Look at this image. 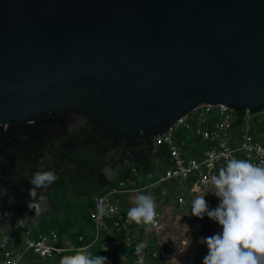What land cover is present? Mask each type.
<instances>
[{
  "label": "water",
  "instance_id": "water-1",
  "mask_svg": "<svg viewBox=\"0 0 264 264\" xmlns=\"http://www.w3.org/2000/svg\"><path fill=\"white\" fill-rule=\"evenodd\" d=\"M217 103L264 107V0H0V122L70 109L99 120L100 132L120 134L80 142L76 171L89 170L81 178L99 182L108 163L99 183L107 185L148 161L140 147L152 149L153 133ZM33 172L7 179L0 227L47 215L27 207Z\"/></svg>",
  "mask_w": 264,
  "mask_h": 264
},
{
  "label": "built area",
  "instance_id": "built-area-1",
  "mask_svg": "<svg viewBox=\"0 0 264 264\" xmlns=\"http://www.w3.org/2000/svg\"><path fill=\"white\" fill-rule=\"evenodd\" d=\"M255 114L264 119V107L256 113H251L247 109L240 112L235 107L223 103L201 104L168 122L159 132L151 135V152H156L157 148L165 146L167 166L147 188L154 189L167 182L178 185L180 182L190 181L191 189L199 192V185L210 180L217 169L232 158L248 160L254 165L264 166V137L259 139L252 133L253 129L256 132L261 130L254 119ZM179 127L190 129L203 146L199 144L197 148L195 144L185 143L180 138ZM131 172L136 173V168L131 167ZM132 183L133 176L127 177L97 196L95 208L89 213L93 223V234L89 242L83 243L84 236L78 235L77 239L82 242L81 244L73 245L70 242L64 245L58 242L59 236L54 230L31 236L32 230L26 229L22 247L14 244L15 249L8 248L2 251L4 242H0V255L4 253L0 264H19L24 254L29 253L32 264H41L47 258L88 248L98 242L104 233L112 238V245H124L135 251L134 264H168L167 250L158 241L150 244L143 239L135 222H128L127 215L115 200L116 195L133 190L130 187ZM143 188L145 189V186ZM175 198L181 204L184 201L183 190H180ZM100 207L106 210L103 216L99 213ZM156 213V224L151 228L155 231L163 230L164 215L157 211Z\"/></svg>",
  "mask_w": 264,
  "mask_h": 264
},
{
  "label": "clouds",
  "instance_id": "clouds-1",
  "mask_svg": "<svg viewBox=\"0 0 264 264\" xmlns=\"http://www.w3.org/2000/svg\"><path fill=\"white\" fill-rule=\"evenodd\" d=\"M101 171L107 176L111 169L105 167ZM56 179L53 170L40 167L34 171L30 179L32 187L29 189L27 207L34 210L35 216L46 210L43 190H47ZM209 183L211 189L207 192L211 191L218 198V205L209 210L204 199L205 192L193 199L191 215L198 218L207 215L221 226L222 231L202 241L208 249L202 264H264V166L232 158L219 169L217 175H212L205 182L206 186ZM7 192L5 187L0 186V197L7 195ZM132 204L127 211L128 222L143 224L150 230L156 224L154 199L151 195L138 194ZM99 213L103 216L106 210L100 207ZM102 250L108 249L103 246ZM73 252L72 255L63 256L59 264H106L107 261V257L95 255L87 248Z\"/></svg>",
  "mask_w": 264,
  "mask_h": 264
},
{
  "label": "rangeland",
  "instance_id": "rangeland-1",
  "mask_svg": "<svg viewBox=\"0 0 264 264\" xmlns=\"http://www.w3.org/2000/svg\"><path fill=\"white\" fill-rule=\"evenodd\" d=\"M254 119L258 122V124L261 127L260 132L252 130V133L257 138H263L264 137V119L259 116L258 114L254 115ZM179 135L182 139H186L188 142H195L196 136L193 134V132L190 129H184L183 127L178 128ZM157 158L156 156H152L150 160V168L146 170L141 162L135 161L132 165L128 166L125 170H123L110 184L115 185L119 181H123L126 179V177H135V178H141L144 180L142 181L143 185L145 186L144 190L147 192V190L151 184L152 179L155 177V175L158 173V165H157ZM226 164H224L222 167H224ZM131 166H135L136 173L131 172ZM219 167L217 169V173L219 172ZM164 170V168H163ZM146 174H149V177L147 179ZM158 176V175H157ZM156 176V178H157ZM155 178V179H156ZM82 180H78V178L70 177L64 180V185H59V187H56L54 190V206L55 208L52 210V212H49L45 217L41 218V221L39 222H31L26 221L23 224H20L16 228V234L11 236L10 227H4L0 228V242H4V250H8V248L15 249L13 244L18 245L19 247H22L24 244V229L26 227H30L32 230L31 236L37 232V233H47L50 230H58L65 226V230L63 231V234L59 236L58 242L62 244L63 239L68 237L70 239L71 244L76 245V236L77 233L73 232L76 230V227L78 223H80V220H85L88 216V206L87 201H92L96 196L100 193L97 190L92 191L91 193H86L82 189H79L78 186H81ZM116 182V183H115ZM141 183V184H142ZM69 184V185H67ZM108 186L106 188H103L101 192L107 191ZM191 189V183L190 181L188 183L180 182L178 183L177 187H174V191L176 190H183L185 196L189 194ZM211 189V186L209 189H204L203 193L207 192ZM150 191L153 189H149ZM89 194V195H88ZM197 195L192 194V197H189L188 200L183 204L182 208L175 211L172 218L170 219L169 227L167 225V228L165 230H158L155 231L154 229H150L147 232L143 233V236H147L153 240H156L157 238L163 243V245L168 246V250L172 252L171 247H175V250H173V253L175 254V258L172 259V262L168 261L169 264H202V260L204 256L207 254V246L202 241L212 236L213 234L219 233L222 231L221 226L211 220L207 215H204L203 218H198L193 215H191V206L192 201ZM204 199L206 200L209 210L215 208L219 200L218 198L211 192H207L204 196ZM180 213L179 217L175 216V214ZM78 222V223H76ZM166 227V226H165ZM70 228V229H69ZM140 229V228H139ZM167 231V233H166ZM72 232V235H70ZM58 234V233H57ZM169 234V235H168ZM37 235V234H36ZM186 236L189 244L185 247H181L178 245V240H174L173 237H182ZM12 246V247H11ZM177 251V253H176ZM74 252L68 251L64 253L63 256L66 255H72ZM4 253H1L0 259H2V256ZM4 258V257H3ZM51 259V258H47ZM33 261H29L27 264H32ZM19 264H25L22 263V261L19 262ZM37 264V263H36ZM59 264V263H57Z\"/></svg>",
  "mask_w": 264,
  "mask_h": 264
},
{
  "label": "flooded vegetation",
  "instance_id": "flooded-vegetation-1",
  "mask_svg": "<svg viewBox=\"0 0 264 264\" xmlns=\"http://www.w3.org/2000/svg\"><path fill=\"white\" fill-rule=\"evenodd\" d=\"M102 130V123L93 116L70 109L39 114L30 120L0 122V157H3V160H0V186H11L7 179H19L18 170L25 167L31 166L34 171L40 167L53 170L57 179L49 189L52 203L55 188L61 186L65 179L73 176L82 179L81 176L89 173V170L81 168V165L76 171L75 164L78 156L75 152L82 149L80 142L84 140L91 143L92 135L97 133L100 139L109 143L110 139H113L110 133L118 134L115 130L103 133L100 132ZM118 135L120 136V134ZM124 138L142 139L138 135L122 137V139ZM55 139H58V142ZM53 147L54 151H52ZM140 148L142 153L139 154L143 156L151 153L148 143H144ZM66 163L71 165V169L76 171V174L68 172ZM107 164L103 163L101 168H105ZM2 174L6 178H2ZM91 177L95 179L94 176ZM106 177L101 171V177L97 183H103ZM48 210L46 205V210L43 213H47ZM5 224V221L0 217V225L4 226Z\"/></svg>",
  "mask_w": 264,
  "mask_h": 264
},
{
  "label": "crops",
  "instance_id": "crops-1",
  "mask_svg": "<svg viewBox=\"0 0 264 264\" xmlns=\"http://www.w3.org/2000/svg\"><path fill=\"white\" fill-rule=\"evenodd\" d=\"M181 138V137H180ZM197 138V137H196ZM182 139V138H181ZM185 141V143H188L189 145H194L197 147L196 145V142H198L199 144H201V146H203V143H200V141L198 139H196L195 142H188L186 141V139H183ZM198 148V147H197ZM156 156V158L158 159L157 160V165H158V173L155 175V177L152 179L151 182H153L156 178L157 175H159L162 171H163V168L165 169V167L167 166V155L164 154V151H161L159 148H157L156 152H151L150 154V157L148 159L147 162H143V161H139L141 162V164L143 165V167L148 170L150 168V160L152 158V156ZM147 166V168H146ZM131 167H135V166H131ZM217 173V172H216ZM216 173L214 175H216ZM128 177V176H127ZM126 177V179H127ZM146 177L148 179L149 177V174H146ZM158 177V176H157ZM82 180L80 183H81V186H78L79 189H82L83 191H85L86 193H91L92 191H95L97 190L98 192H100L98 195H100L101 193H104V192H101L103 188H106L108 186V189L114 185H111L109 187V184L111 182H109L107 185L103 186V187H100L99 186V183H97V180L94 179L93 177H90V178H82L80 179ZM144 180L141 179V178H135L133 177V183L131 184L130 187H132L133 190L129 191V192H124V193H120L118 195L115 196V200L118 202V204L121 206L122 208V211L125 215H127V211L129 208H131L133 206L132 204V200L133 198L138 195V194H146V195H151V197L154 199L155 201V204H156V211L157 212H160L164 215V218H165V226L163 230H165L167 228V225L169 227V223H170V219L172 218L173 214L175 211L179 210L182 208L183 204L188 200L189 197H192V194H195V195H202L204 189H209V187L211 186V184H201L199 185L200 186V191L197 192L196 190H193V189H190V192L189 194H187L185 196L184 194V201L179 204L177 201H176V198H175V195L177 193L180 192V190H176L174 191V187H177V185L174 183V182H167V183H164L160 186H158L157 188H154L153 190H147V192H145L143 187V183L142 181ZM142 183V184H141ZM69 185V184H67ZM107 189V190H108ZM92 190V191H91ZM54 192H53V197H54ZM89 195V194H88ZM97 195V196H98ZM96 196V198H97ZM96 198H94L92 201H87V206H88V214L90 213V211H92L94 208H95V203H96ZM55 208L54 206V199L52 200V208H51V211L48 210L47 213L45 214H48L49 212H52V210ZM180 213L178 212L177 214H175V216L179 217ZM41 221V218H38L36 220H33L31 222H39ZM80 224L82 225V229L81 231H78L77 232V236L78 235H83L85 237H92V232H93V226L92 225H89L87 222H86V219L85 220H80ZM24 223V222H23ZM22 223V224H23ZM21 224V223H20ZM19 224V225H20ZM136 224V223H135ZM18 225V226H19ZM137 225V229H138V232L140 233L141 237L143 239H146L148 241V243H153L155 241H158L161 243V245L167 250L168 252V261L172 262V259L175 258V254L173 253V250H175V247H171L172 249V252H170L168 250V246L166 245H163V243L160 241V237L159 239L157 238L156 240H153L147 236H143V233L144 232H147L149 230V228L143 224H136ZM17 226V227H18ZM10 228V231H11V236L15 235L16 234V228ZM140 228V229H139ZM26 229H31L30 227H26L24 230ZM153 229V228H152ZM78 230V227H76V230L73 231L74 233ZM162 230V231H163ZM161 231V230H160ZM167 233V231H166ZM38 235V234H41V233H37L35 232L34 235ZM71 235H72V232H71ZM169 235V234H168ZM76 236V238H77ZM174 240H178V245L177 247L180 245L181 247H185L189 244L186 236H182V237H173ZM70 243V239L68 237L64 238L63 239V242L62 244L64 245H67ZM14 246V244L12 245ZM11 246V247H12ZM13 249V248H12ZM177 253V251H176ZM63 256H59V257H55L56 260L58 261L59 259H61ZM31 258V257H30ZM46 260V259H45ZM45 260H43L45 262ZM29 261L31 262L32 261V258L29 259ZM203 261V260H202ZM43 262V264H44ZM42 264V263H41ZM169 264V263H168Z\"/></svg>",
  "mask_w": 264,
  "mask_h": 264
},
{
  "label": "trees",
  "instance_id": "trees-1",
  "mask_svg": "<svg viewBox=\"0 0 264 264\" xmlns=\"http://www.w3.org/2000/svg\"><path fill=\"white\" fill-rule=\"evenodd\" d=\"M238 111H242V108H236ZM261 131V130H260ZM196 145H199L198 142H196ZM159 149L161 151H165V146H160ZM145 167V166H144ZM147 168V166H146ZM79 180V179H78ZM116 183V182H115ZM61 185H64V182H62ZM92 191V190H91ZM86 222L89 225L93 226V223L90 219V215L88 214V216L86 217ZM78 223V222H76ZM81 223V222H80ZM78 223L77 227L78 230L76 231V233L78 231H81L82 229V225ZM70 229V228H69ZM65 230V226L62 227L61 229L56 230V232L58 233L59 236H61L63 234V231ZM71 235V234H70ZM91 240V237H85L84 236V240L83 243H87ZM112 238L109 236V234L104 233L101 235V238L98 242L92 244L90 247H88L87 249L92 252L95 255L98 256H105L107 257V261L106 264H134L133 263V259L135 257V251L130 248V247H126L124 245H112L111 244ZM82 242L78 241V239L76 238V245L81 244ZM103 246L107 247V251H103L102 248ZM72 252V251H71ZM31 257V254H24L23 259H22V263L27 264L29 262V259ZM59 257V256H57ZM60 259L57 261L56 258H51V259H46L45 262L42 261L41 263L43 264H57L59 263Z\"/></svg>",
  "mask_w": 264,
  "mask_h": 264
}]
</instances>
